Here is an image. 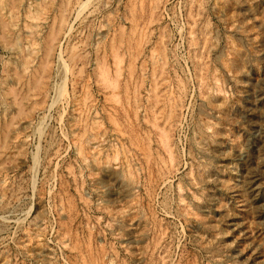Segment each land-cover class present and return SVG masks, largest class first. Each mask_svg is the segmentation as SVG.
Returning <instances> with one entry per match:
<instances>
[{
    "label": "rangeland",
    "instance_id": "rangeland-1",
    "mask_svg": "<svg viewBox=\"0 0 264 264\" xmlns=\"http://www.w3.org/2000/svg\"><path fill=\"white\" fill-rule=\"evenodd\" d=\"M0 264H264V0H0Z\"/></svg>",
    "mask_w": 264,
    "mask_h": 264
},
{
    "label": "bare ground",
    "instance_id": "bare-ground-1",
    "mask_svg": "<svg viewBox=\"0 0 264 264\" xmlns=\"http://www.w3.org/2000/svg\"><path fill=\"white\" fill-rule=\"evenodd\" d=\"M47 53V52H46Z\"/></svg>",
    "mask_w": 264,
    "mask_h": 264
}]
</instances>
